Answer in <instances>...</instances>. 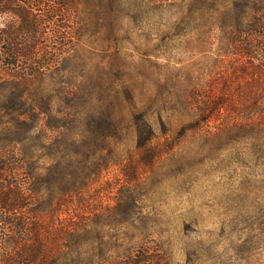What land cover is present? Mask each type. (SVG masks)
<instances>
[{"label":"rangeland","instance_id":"obj_1","mask_svg":"<svg viewBox=\"0 0 264 264\" xmlns=\"http://www.w3.org/2000/svg\"><path fill=\"white\" fill-rule=\"evenodd\" d=\"M32 5L49 51L38 61L56 57V30L73 21L80 34L59 64L29 77L28 92L51 95V115L41 107L30 118L38 141H87L86 185L49 233L72 227L84 264L135 241L171 264H264V24L247 30L264 21V0H77L56 19L50 0ZM11 20L0 15V32ZM8 72L0 66V82ZM142 113L155 136L138 147ZM26 129L0 123V141Z\"/></svg>","mask_w":264,"mask_h":264},{"label":"trees","instance_id":"obj_2","mask_svg":"<svg viewBox=\"0 0 264 264\" xmlns=\"http://www.w3.org/2000/svg\"><path fill=\"white\" fill-rule=\"evenodd\" d=\"M50 1L53 5L50 11L55 19L59 14L69 10L74 12L77 8V0ZM32 4L33 0H0V15L8 13L12 17L0 32V66L5 67L10 76L8 80H2L11 81L0 82V111L10 116V119L0 120V123L6 126H27L20 139L17 137L13 141H0V229L4 234L0 241V248H4L0 254V264H84L78 241L71 239L74 229L69 227V231H60L55 238L54 234L49 233V229L57 227L60 213L65 210L73 195L86 185L87 162L82 159L87 141H82L81 144L77 141H38L41 136L37 133L36 116L41 112L38 111L39 108L48 110L51 107V95L48 94L46 100H43L41 95L35 97L28 92L29 87L33 86L29 77L36 76L38 72L40 74V70L45 67L59 64L58 55L63 52L60 48L78 41L80 34L73 21L72 27H66V33L63 32L65 27L61 31L56 30L55 37L61 36L64 40H54L57 45L52 48L56 57L46 65L38 61L49 51L42 52L37 41L42 20L34 15ZM183 20L190 22L193 17H184ZM258 21L259 19L253 18L252 23L247 25V30L252 32L250 25L264 24V21ZM66 70L64 67V71ZM8 85L10 87L6 89ZM46 105L49 107H44ZM207 106V102H201L199 114L208 112ZM51 111L49 113L48 110V115H51ZM77 111L78 108L72 111V120L76 119ZM33 116L36 117L35 120H31ZM148 118L146 113L137 118L136 123L142 128L138 147L150 143L155 136ZM55 122L61 125L64 121ZM31 133L34 135H30ZM148 148L153 149L150 146L146 149ZM91 155L92 153L88 154L89 157ZM157 155L158 151H152L147 158L146 155L141 158L150 161ZM44 160L49 164L45 165ZM99 172L98 170L91 177L93 182L97 180ZM135 172L136 169L131 171ZM41 175L46 180L38 186L35 179H40ZM104 226L103 223L99 224L100 228ZM97 259L102 264H171L170 258H162L161 253L152 249V245L145 241L133 242L121 254L112 256L103 252Z\"/></svg>","mask_w":264,"mask_h":264}]
</instances>
